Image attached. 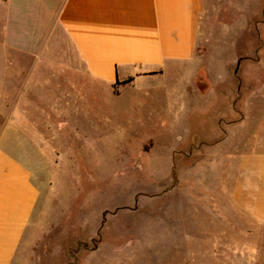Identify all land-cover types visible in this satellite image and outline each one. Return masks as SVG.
Returning <instances> with one entry per match:
<instances>
[{"label":"rangeland","instance_id":"obj_1","mask_svg":"<svg viewBox=\"0 0 264 264\" xmlns=\"http://www.w3.org/2000/svg\"><path fill=\"white\" fill-rule=\"evenodd\" d=\"M203 1L197 71L119 94L91 82L88 106L44 130L50 144L36 141L39 198L12 264H264L263 242L211 241L216 181L206 175L237 169L229 154L263 149L264 0Z\"/></svg>","mask_w":264,"mask_h":264},{"label":"crops","instance_id":"obj_2","mask_svg":"<svg viewBox=\"0 0 264 264\" xmlns=\"http://www.w3.org/2000/svg\"><path fill=\"white\" fill-rule=\"evenodd\" d=\"M203 9V0H0V264L13 263L39 198L29 162H38L39 138L51 143L44 130L88 106L91 82L137 87L185 66L197 71ZM258 131L260 152L229 154L237 169L206 174L216 181L211 241L264 243V126Z\"/></svg>","mask_w":264,"mask_h":264},{"label":"trees","instance_id":"obj_3","mask_svg":"<svg viewBox=\"0 0 264 264\" xmlns=\"http://www.w3.org/2000/svg\"><path fill=\"white\" fill-rule=\"evenodd\" d=\"M131 82V79H127V80H124V81H116L114 84H113V88L116 92V94H119V91H118V87L121 86V85H126V84H129Z\"/></svg>","mask_w":264,"mask_h":264}]
</instances>
